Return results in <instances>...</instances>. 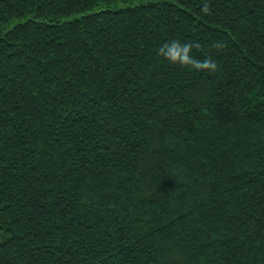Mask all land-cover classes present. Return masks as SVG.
I'll use <instances>...</instances> for the list:
<instances>
[{
	"label": "trees",
	"instance_id": "obj_1",
	"mask_svg": "<svg viewBox=\"0 0 264 264\" xmlns=\"http://www.w3.org/2000/svg\"><path fill=\"white\" fill-rule=\"evenodd\" d=\"M0 264H264V0H0Z\"/></svg>",
	"mask_w": 264,
	"mask_h": 264
},
{
	"label": "clouds",
	"instance_id": "obj_2",
	"mask_svg": "<svg viewBox=\"0 0 264 264\" xmlns=\"http://www.w3.org/2000/svg\"><path fill=\"white\" fill-rule=\"evenodd\" d=\"M201 11L203 13L211 12L207 2L202 5ZM194 47H199V45L193 42H182L174 38L161 44L158 48V53L161 57L174 64L192 66L195 70L214 71L217 67L216 61L210 57L204 59L196 58L192 54Z\"/></svg>",
	"mask_w": 264,
	"mask_h": 264
}]
</instances>
